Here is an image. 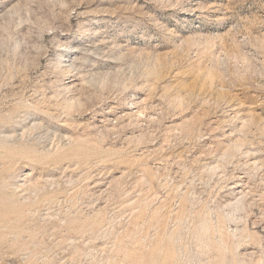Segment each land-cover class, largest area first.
Segmentation results:
<instances>
[{
  "label": "rangeland",
  "instance_id": "1",
  "mask_svg": "<svg viewBox=\"0 0 264 264\" xmlns=\"http://www.w3.org/2000/svg\"><path fill=\"white\" fill-rule=\"evenodd\" d=\"M0 264H264V0H0Z\"/></svg>",
  "mask_w": 264,
  "mask_h": 264
}]
</instances>
